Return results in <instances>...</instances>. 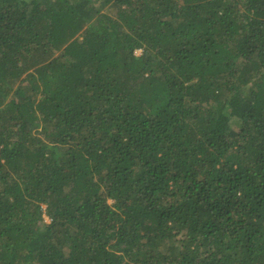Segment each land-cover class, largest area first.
Masks as SVG:
<instances>
[{
	"label": "trees",
	"instance_id": "trees-1",
	"mask_svg": "<svg viewBox=\"0 0 264 264\" xmlns=\"http://www.w3.org/2000/svg\"><path fill=\"white\" fill-rule=\"evenodd\" d=\"M0 264H264V0H0Z\"/></svg>",
	"mask_w": 264,
	"mask_h": 264
},
{
	"label": "rangeland",
	"instance_id": "rangeland-1",
	"mask_svg": "<svg viewBox=\"0 0 264 264\" xmlns=\"http://www.w3.org/2000/svg\"><path fill=\"white\" fill-rule=\"evenodd\" d=\"M140 50H137V54H140ZM46 221L48 222L49 221V219L48 218H46Z\"/></svg>",
	"mask_w": 264,
	"mask_h": 264
}]
</instances>
